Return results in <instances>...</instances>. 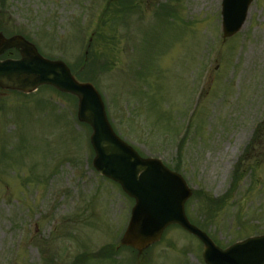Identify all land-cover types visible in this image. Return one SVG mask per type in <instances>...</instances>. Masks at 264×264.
<instances>
[{
    "label": "rangeland",
    "instance_id": "374dc122",
    "mask_svg": "<svg viewBox=\"0 0 264 264\" xmlns=\"http://www.w3.org/2000/svg\"><path fill=\"white\" fill-rule=\"evenodd\" d=\"M221 1L0 0V31L93 83L122 139L206 194L186 215L225 248L264 235V0L226 39ZM75 113L50 88L0 92V264H203L177 227L144 254L99 255L133 203L91 167Z\"/></svg>",
    "mask_w": 264,
    "mask_h": 264
},
{
    "label": "water",
    "instance_id": "95a60500",
    "mask_svg": "<svg viewBox=\"0 0 264 264\" xmlns=\"http://www.w3.org/2000/svg\"><path fill=\"white\" fill-rule=\"evenodd\" d=\"M251 1H222L224 38L241 29ZM9 49L17 50L20 59L0 61V89L30 94L41 86H51L75 97L78 122L92 130L93 168L101 176L119 184L122 191L134 200L120 246L131 247L141 253L157 243L168 226L178 225L203 244L206 264H264V236L221 250L188 222L183 208L191 193L183 179L165 168L159 160L141 159L115 135L106 118L102 100L91 84L76 81L63 62L41 57L36 48L22 37L5 39L0 34V55Z\"/></svg>",
    "mask_w": 264,
    "mask_h": 264
},
{
    "label": "trees",
    "instance_id": "16d2710c",
    "mask_svg": "<svg viewBox=\"0 0 264 264\" xmlns=\"http://www.w3.org/2000/svg\"><path fill=\"white\" fill-rule=\"evenodd\" d=\"M73 71V70H72ZM73 73L75 74V72L73 71ZM75 76L78 78V79H80V77H79V75H78V73L77 74H75ZM81 80V79H80ZM83 81V80H82ZM251 144H252V142H251ZM251 144L249 145V147L251 146ZM248 147V148H249ZM237 170H238V165H237V167H236V171L235 172H237ZM212 203V202H211Z\"/></svg>",
    "mask_w": 264,
    "mask_h": 264
}]
</instances>
